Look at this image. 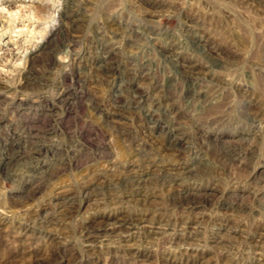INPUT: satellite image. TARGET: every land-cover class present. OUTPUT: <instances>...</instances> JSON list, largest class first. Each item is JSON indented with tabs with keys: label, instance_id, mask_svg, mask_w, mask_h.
<instances>
[{
	"label": "rangeland",
	"instance_id": "1",
	"mask_svg": "<svg viewBox=\"0 0 264 264\" xmlns=\"http://www.w3.org/2000/svg\"><path fill=\"white\" fill-rule=\"evenodd\" d=\"M3 157L0 264H264V0H0Z\"/></svg>",
	"mask_w": 264,
	"mask_h": 264
},
{
	"label": "bare ground",
	"instance_id": "2",
	"mask_svg": "<svg viewBox=\"0 0 264 264\" xmlns=\"http://www.w3.org/2000/svg\"><path fill=\"white\" fill-rule=\"evenodd\" d=\"M71 8L70 7H67V8H65V17H66V19L67 18H70L72 15H71V10H70ZM69 13V14H68ZM39 53H37V54H34V56L33 57H31L30 59H29V66L30 65H32V64H34L35 62V59H36V55H38ZM180 53H178L177 51H175V52H172L171 54H170V56H168V60H169V62H171L174 66H176V68L177 67H182L183 68V66H185L186 65V62L185 61H183V63H181V61H180ZM190 67V66H189ZM29 70H28V72L32 69V68H28ZM32 71V70H31ZM26 73V72H25ZM26 76V75H25ZM24 76V77H25ZM190 76V75H189ZM202 76L203 75H199V74H194L193 73V75H192V78H194V80L195 79H201L202 78ZM203 78H205V77H203ZM206 79H207V77H206ZM193 80V79H192ZM27 82V81H26ZM29 82V81H28ZM28 84V83H27ZM26 85V84H25ZM143 106V105H142ZM142 106H140V107H142ZM158 109H155L154 108V106H149V108H148V113H147V118L149 119V120H151V121H153V120H155L156 119V111H157ZM163 132H165L164 131V129L162 130V131H159L157 134L156 133H152L149 137H150V141H152L153 143H158L157 142V140H159V138H160V136H162V134H163ZM154 145V144H153ZM159 148V147H158ZM152 149V148H151ZM153 150V149H152ZM4 156V155H3ZM3 159H5L6 160V158L5 157H3V158H0V162L1 161H3ZM7 161H11V159H8ZM9 162H6V163H9ZM13 163V162H12ZM1 165V164H0ZM138 176V175H137ZM126 182V183H125ZM124 182V184H125V187H129V188H140V187H142L143 185H146V183H148L147 182V179H145V178H142V177H136V176H132V178H129V182H128V179H127V181H125ZM123 184V183H122ZM33 189V188H32ZM141 189V188H140ZM35 192V191H34ZM65 203V202H64ZM63 204V203H62ZM64 205V204H63ZM66 205V204H65ZM64 205V206H65ZM75 207V206H74ZM62 211V210H61ZM60 216V215H59ZM54 221V220H53ZM115 221H117V220H115ZM118 223H119V225L118 226H115V224H114V226L112 227L113 229H112V231H110L111 232V235H116V236H121V235H119V234H117V233H120V231L118 232V230H122L124 227H122V225L125 223V221H127V219H125V218H123V219H119L118 218ZM55 222V221H54ZM126 230V229H125ZM127 231V230H126ZM156 231V230H155ZM158 231V230H157ZM48 232V231H47ZM152 233V232H151ZM50 234V233H49ZM110 234V233H109ZM112 237V236H111ZM95 240H97L96 239V236L95 235H90V233H88V234H86V241L88 242V246H89V249H90V242L91 243H94L95 242ZM134 255V254H133ZM50 261V260H49ZM39 264V263H38ZM41 264V263H40Z\"/></svg>",
	"mask_w": 264,
	"mask_h": 264
}]
</instances>
